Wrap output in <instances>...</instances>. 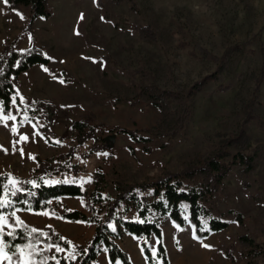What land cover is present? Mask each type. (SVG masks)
<instances>
[{"label": "rangeland", "instance_id": "rangeland-1", "mask_svg": "<svg viewBox=\"0 0 264 264\" xmlns=\"http://www.w3.org/2000/svg\"><path fill=\"white\" fill-rule=\"evenodd\" d=\"M47 8L48 18L30 22L29 7L0 0V59L36 51L49 58L13 79L10 109L0 108V116L15 117L0 120V173L89 191L100 172L103 194L113 198L116 185L194 170L224 152L221 160L230 164L236 152L252 156L253 168L241 173L242 165L233 164L206 202L228 220L224 229L196 239L189 224L160 223L169 264H245L251 255L238 236L264 241V0H47ZM142 84L166 91L169 106L174 96L185 104L176 132L150 131L162 114L140 96ZM75 121L91 136L81 140ZM119 128L150 140L136 142ZM86 204L60 197L49 200L51 213H3L11 225L4 232L21 229L23 245L37 250L36 264L46 257V264H77L94 227L52 213H88ZM32 228L47 235H29ZM56 238L66 246L52 243ZM117 242L133 264H146L138 239L125 233ZM155 242H148L152 255Z\"/></svg>", "mask_w": 264, "mask_h": 264}, {"label": "trees", "instance_id": "trees-1", "mask_svg": "<svg viewBox=\"0 0 264 264\" xmlns=\"http://www.w3.org/2000/svg\"><path fill=\"white\" fill-rule=\"evenodd\" d=\"M5 2V0H4ZM9 7L24 6L30 8L29 21L35 18L46 19L50 16L47 0H7ZM19 58V59H17ZM49 58L39 52L20 55L12 52L6 59H0V108L8 112L14 96L13 79L22 71L35 64L47 65ZM199 85L190 89L187 94L192 95L199 89ZM140 86V96L149 101L161 114L156 126L150 128L154 134L176 132V128L185 120V104L179 96H174L172 105H167L170 97L166 91ZM150 89V90H148ZM186 117V116H185ZM72 127L77 131L78 137L85 140L91 136L85 131L82 122L75 121ZM119 132L126 134L136 142L146 143L150 136L137 134L132 130L119 128ZM41 136L48 140L47 134L42 131ZM93 137V136H92ZM225 153V152H224ZM218 154L206 160L202 166L182 173H167L152 181L134 185H116V194L113 198L103 194L104 178L96 172L93 178V187L89 191L82 189L78 184L60 181L45 183L40 178L21 179L12 177L7 173H0V200L9 203L0 208V214L12 211H39L48 212L49 200L60 197H81L87 201L88 213L77 209L64 210L55 214L67 221H77L92 225L94 232L85 248L80 250L77 264H95L100 251L106 254L108 264H133L127 251L117 242L125 233L138 239L139 249L146 264H169L167 249L163 243V233L160 223L168 218L177 227L191 226L192 235L196 239L208 236L228 225V220L215 216L206 202L213 197L217 186L227 175L233 164L242 165L241 173L249 172L253 168V157L236 152L230 158V163L221 159L226 154ZM196 176L201 180L194 183ZM9 178L15 179V185L9 184ZM16 195H13V192ZM238 224L242 223L239 212L228 210ZM15 236H4L7 243L5 251L11 253L15 245H23L26 238L21 229L14 230ZM151 238L156 240L155 253L151 254L148 242ZM238 240L248 249L251 258L245 264H264V261L255 257L264 258V241L255 242L247 235L241 234ZM54 244L66 246L58 238L51 241ZM101 247H103L101 249Z\"/></svg>", "mask_w": 264, "mask_h": 264}, {"label": "snow or ice", "instance_id": "snow-or-ice-1", "mask_svg": "<svg viewBox=\"0 0 264 264\" xmlns=\"http://www.w3.org/2000/svg\"><path fill=\"white\" fill-rule=\"evenodd\" d=\"M5 3H7V0H5ZM81 19H83V15H81ZM44 70L47 71V69H44ZM3 119H15V117L0 116V120H3ZM13 131H15V128L13 129ZM20 139L21 140H26L27 137L21 136ZM104 155H107V154H104ZM16 183H17V181L15 179L9 178V184L10 185H15ZM12 194L16 195V192L14 191ZM8 203H9V201H7V200H0V208H3ZM44 214H47V213H44ZM11 215L13 217H16L15 212H13ZM22 224H23V221H21L19 219V217H16V226H19V225H22ZM4 226L11 227V225H8V218L5 215L0 214V261L8 260L9 264H12L13 256L9 255V253L5 251V248L8 245L4 241V236L7 235L9 237H14L15 233L10 231V232L5 234ZM37 232H39L40 235H44V236L47 235L46 233H43V232H41L40 230H38L36 228H32L30 230L29 235H31L32 233H37ZM61 239H63V238H61ZM14 247H15V253L13 255L16 256V264H36V261H35L34 257L38 253H37V250L35 249V247L32 244L15 245ZM49 247H53V246L49 245ZM203 247L209 248L211 246L207 245V244H204ZM55 248H56L57 252L62 251V249L59 246H55ZM47 259H48L47 257L44 258L42 261L39 262V264H46ZM52 259H55V257H52ZM57 264H58V262H57Z\"/></svg>", "mask_w": 264, "mask_h": 264}, {"label": "crops", "instance_id": "crops-1", "mask_svg": "<svg viewBox=\"0 0 264 264\" xmlns=\"http://www.w3.org/2000/svg\"><path fill=\"white\" fill-rule=\"evenodd\" d=\"M131 236V235H130ZM132 237V236H131ZM133 238V237H132ZM103 247H101L102 249ZM101 260L102 264H108L107 258H106V254L103 251H100L96 257V261Z\"/></svg>", "mask_w": 264, "mask_h": 264}]
</instances>
